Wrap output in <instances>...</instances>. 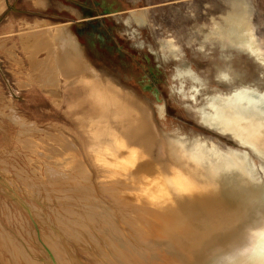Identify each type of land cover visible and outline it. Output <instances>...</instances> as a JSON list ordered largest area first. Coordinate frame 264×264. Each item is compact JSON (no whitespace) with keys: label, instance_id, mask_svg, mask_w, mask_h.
Here are the masks:
<instances>
[{"label":"bare ground","instance_id":"bare-ground-1","mask_svg":"<svg viewBox=\"0 0 264 264\" xmlns=\"http://www.w3.org/2000/svg\"><path fill=\"white\" fill-rule=\"evenodd\" d=\"M32 3L40 9L46 5L45 0H33ZM226 3L229 9L222 22L203 33L202 42L211 40L210 49L197 48L204 51L203 56L219 53L222 65L217 67V76L220 79L231 77L229 60L235 51L236 55L246 54L255 61L260 66V78L264 80V56L253 37L247 0H226ZM128 14L135 26L147 23V14L140 8L129 10ZM137 32L133 27L128 33L134 37ZM17 40L27 52L26 59L30 60V68L25 72L28 76L37 73L39 86L54 88L60 79L75 78L94 94L98 114H95L97 126L93 129L104 144L95 157L96 162H103L99 167L104 168L98 176L103 185L99 187L124 207L114 210L99 197L90 179L92 170L88 169V163L82 162L76 143L63 131L41 129L43 132L37 138L25 137L22 141H26L27 147L51 152L55 165L50 169L53 174L49 173L55 180L70 179L73 180L71 183L78 184L75 194L85 210L68 212L70 218L62 219V226L56 227L62 228L66 238L84 244L92 241L95 247L88 251L94 256L95 264H258L262 252L258 233L264 228V201L260 191L264 184V88L256 84L259 80L254 77L251 82L239 80L227 94L220 90L202 94L195 108L198 122L206 129L228 135L237 145L224 148L218 141L211 140L208 149L199 146L194 154L174 137L170 148L165 145L148 105L131 90L99 72L85 57L69 22L41 17L23 20ZM136 44L142 46L143 42L138 40ZM160 47L166 49L174 62H181L179 50L170 40L160 41ZM36 51L45 54L41 58L35 57ZM149 52L159 56L151 49ZM174 76L190 79L188 91L193 96L197 91L195 83L200 81L194 71L189 67L176 69ZM13 112L10 113L15 115H12L13 121L21 126V135L35 127L30 120L27 122L24 116ZM157 114L163 117L162 104L158 106ZM169 149L178 153L179 161H174ZM251 155L259 159V173L251 168ZM80 164L84 170H80ZM30 172L34 173V170ZM48 191L52 190L49 188ZM62 235L55 234L54 239L45 236L51 254L60 264H83L75 259ZM16 238L0 227V264H49L39 257L42 253L31 250L29 245L28 250L26 243L19 240L21 237ZM104 238L107 242H102ZM4 252L8 257H4ZM65 253L69 259H65Z\"/></svg>","mask_w":264,"mask_h":264},{"label":"rangeland","instance_id":"rangeland-1","mask_svg":"<svg viewBox=\"0 0 264 264\" xmlns=\"http://www.w3.org/2000/svg\"><path fill=\"white\" fill-rule=\"evenodd\" d=\"M47 1L49 3V0ZM50 4L51 6L46 9H40L35 7L31 0H23L22 3H17L16 7L18 13L21 12L20 14L29 20H33L35 17L47 18L55 22L79 19L74 22L71 29L77 35L85 57L100 73L111 77L119 85L131 90L148 105L153 122L166 146L170 148L174 141L173 137L179 139L185 148L194 154L198 152L199 146L208 149L211 140L218 141L217 143L224 148L237 145L228 135L204 128L198 122L195 110L203 93L220 90L223 94H227L239 80L251 82L254 77L259 80L256 84L264 88V80L260 78L258 71L260 66L258 67L255 61L246 54L238 56L235 51H232L233 56L229 60L231 77L228 79H220L217 76V67L222 65L218 52L203 56L204 51L211 47V40L202 42L203 33L213 30L215 24L222 22L224 14L229 9L226 0H50ZM66 4L81 8L83 13L86 8L85 10H89L92 16L81 15L78 17V13ZM247 5L251 11L253 37L264 56V0H254V2L247 0ZM138 8L147 14V23L144 26H135L128 14L129 10ZM212 23L213 25H211ZM22 26L23 22L19 23L15 27L16 29H11L0 35V41L4 39L3 43L5 45L7 43V47L0 45V227L2 226L15 238L21 237L19 240L26 243L28 250L31 248V250L39 251L40 254L44 253L41 254L42 257H39L45 258L44 260L49 264H60L51 254L52 250L45 240L46 235L49 239H54L55 234H63L62 238L67 240L75 259H79L83 264H95L94 256L88 251L95 247L92 241H89L87 245L84 244L85 242L79 243L70 240L68 237L66 238L62 228H56L62 226V219L70 218L68 212L85 210L82 204H79L77 194H75L78 192L75 191L78 184L71 183L73 180L70 179L63 180L64 182L61 179L55 180V176L51 175L52 171L50 170L54 167L52 165H55L51 152L44 148L38 151L33 150L30 145L27 147L24 140L27 136L37 138L43 132L41 129L53 130L56 128L60 132L63 131L65 136H69L76 143L82 162L88 163V169L92 170L89 172L90 179L99 197H102L108 205H111L110 207L118 211L124 207L115 203L107 193L105 194L101 189V180H98V176L104 170L99 167L103 162L98 163L95 160L97 159L95 158L96 154L104 146L94 130L97 126L95 114H98V105L95 103L94 94L85 84L77 82L75 78L60 79V82H57L58 86L54 87L55 91L53 86H39L38 84L41 82H39L37 73L28 76L25 71L30 68V60L26 59L27 52L22 50L17 40V31ZM133 27H136L138 31L134 37L128 33ZM138 40L143 42L142 46L136 44ZM159 40H170V43L178 48L182 59L180 63H176L173 58L168 57L166 49L160 47ZM13 44L15 46H12ZM200 46H202L203 52L197 48ZM149 49L157 52L159 56L152 55ZM44 54L43 51H36L34 56L41 58ZM187 66L200 79L199 82H194L197 85V91L193 96H190L188 91L190 79L187 76H174L176 69L188 68ZM22 85L23 87H21ZM32 98L41 103L45 101L43 108L47 110L28 106L27 101ZM160 104L163 106V117H159L157 114ZM13 111L16 115L24 116L27 122L31 121L32 127L35 126L28 130L32 135H28V132L23 135L19 133L22 129L20 130L21 126L18 125V122L13 121L12 115H15L10 113ZM28 124L30 125V123ZM16 133L18 136L15 135ZM22 139L24 140L22 141ZM169 151L172 152L170 154L174 161L180 160L178 153L171 149ZM254 157L251 155V168L259 173V159ZM28 159L32 162H27ZM48 161H52V164ZM47 164L51 167L47 166L46 168ZM82 164L79 165L80 170H84ZM77 165L75 168L79 170ZM28 169L34 170V173ZM44 169H49L47 170L48 174ZM39 178L40 181H38ZM46 179H50L51 182ZM28 182L29 184H27ZM49 188L52 191H48ZM260 191L264 201V184L260 186ZM71 197L73 198L71 199ZM60 207L64 208L63 211ZM51 230L52 232H50ZM102 242L107 241L104 238ZM105 244L107 245V243ZM31 255L34 257V254ZM64 255L65 259H69L66 253ZM4 257H8L5 252ZM61 260L64 262L63 258Z\"/></svg>","mask_w":264,"mask_h":264},{"label":"crops","instance_id":"crops-1","mask_svg":"<svg viewBox=\"0 0 264 264\" xmlns=\"http://www.w3.org/2000/svg\"><path fill=\"white\" fill-rule=\"evenodd\" d=\"M19 1V2H18ZM33 1V0H31ZM46 1V5L45 8L51 6L50 4V0L49 3L47 0ZM23 0H0V35L7 33L9 30H13L19 23L21 24L23 22V20H29V18L23 16L22 14H20L21 12L18 13L17 11V3H22ZM64 3V2H63ZM48 4V5H47ZM70 9H74L78 14L77 16H84V17H90L92 16V13L89 10H85L86 8H84V13L80 10L81 8H75L72 7L69 4H66ZM67 8V7H66ZM90 12V13H89ZM73 14V13H72ZM98 17V15H96ZM25 17V18H24ZM47 19V18H46ZM31 21V20H29ZM75 21H79V19H76L74 21L69 20V21H65V22H69L70 26L72 27L75 23ZM135 25V23H134ZM16 29V28H15ZM3 41H5L4 39H2V41H0V43L2 42V47H7V43L6 45L4 44L3 46ZM28 106L32 107H39L41 109H45L43 108V104L45 103H41L36 101L35 99L32 98V100L27 101ZM47 105V103H46ZM47 110V109H45Z\"/></svg>","mask_w":264,"mask_h":264},{"label":"snow or ice","instance_id":"snow-or-ice-1","mask_svg":"<svg viewBox=\"0 0 264 264\" xmlns=\"http://www.w3.org/2000/svg\"><path fill=\"white\" fill-rule=\"evenodd\" d=\"M258 235L261 237V246H262L261 258L258 264H264V228H261L259 230Z\"/></svg>","mask_w":264,"mask_h":264}]
</instances>
